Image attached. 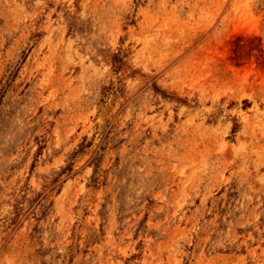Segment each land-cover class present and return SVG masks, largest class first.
I'll list each match as a JSON object with an SVG mask.
<instances>
[{"label":"rangeland","instance_id":"obj_1","mask_svg":"<svg viewBox=\"0 0 264 264\" xmlns=\"http://www.w3.org/2000/svg\"><path fill=\"white\" fill-rule=\"evenodd\" d=\"M0 264H264V0H0Z\"/></svg>","mask_w":264,"mask_h":264}]
</instances>
